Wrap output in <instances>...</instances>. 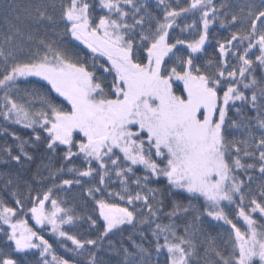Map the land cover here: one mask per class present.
Segmentation results:
<instances>
[{"label": "snow or ice", "instance_id": "1", "mask_svg": "<svg viewBox=\"0 0 264 264\" xmlns=\"http://www.w3.org/2000/svg\"><path fill=\"white\" fill-rule=\"evenodd\" d=\"M0 10V264H264V0Z\"/></svg>", "mask_w": 264, "mask_h": 264}, {"label": "trees", "instance_id": "2", "mask_svg": "<svg viewBox=\"0 0 264 264\" xmlns=\"http://www.w3.org/2000/svg\"><path fill=\"white\" fill-rule=\"evenodd\" d=\"M13 2V0H0V5H3L5 3H11ZM30 2V0H15V3L20 4L21 6L26 5ZM220 0H217V3H219ZM233 8H235L237 6L238 2H243V0H230ZM17 15L16 12H5L3 10H0V34H2L3 32H5L8 28L9 22H14L15 21V16ZM32 27H37V26H32ZM39 35H44L45 34V29L40 28L39 29ZM212 49L209 48V54H211ZM34 79V78H33ZM42 82H37V83H33L30 85H24L26 87H35L37 89L40 88V84ZM16 132L27 138L30 135V130L27 129H23L20 128L19 126L16 127ZM4 139L3 136H0V141H2ZM9 142H11V137H8ZM35 159L33 162H31V164L28 166V170H22L20 169L18 166L11 164V165H4V164H0V177L3 178H7L8 175H11L13 178L16 177V175H21L22 179L28 180L31 177V174L34 173L37 169V166H40L42 164H46L48 163V158L47 156L44 154L43 149L36 151L34 153ZM72 195H77V193L75 191H73ZM69 199H71V196H69ZM165 222L166 218H165ZM86 227V225H85ZM203 229V232L198 236V239H204L205 236L207 235H211V236H215L217 237V242L219 243V241L222 239L223 235H226L225 231H224V227H221L219 225L216 224V222L210 221L207 218H205V222L203 223V225L201 226ZM128 233H125L123 237L117 236V237H113V242L114 244L119 247L121 240L123 241V244L125 246H129L130 247V242L127 239ZM46 238H48L50 240V242H54L52 237H48L46 236ZM137 242H140V237L139 236H134L133 237ZM147 246V244L145 245ZM107 247V246H106ZM62 251V250H61ZM98 257L101 258L104 261V264H117L118 261V257H116L113 254H110L108 251H102L100 253H98ZM31 259H35V257H31ZM163 257H161V264H163Z\"/></svg>", "mask_w": 264, "mask_h": 264}]
</instances>
